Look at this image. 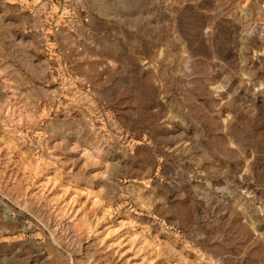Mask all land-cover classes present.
I'll use <instances>...</instances> for the list:
<instances>
[{
  "label": "rangeland",
  "instance_id": "obj_1",
  "mask_svg": "<svg viewBox=\"0 0 264 264\" xmlns=\"http://www.w3.org/2000/svg\"><path fill=\"white\" fill-rule=\"evenodd\" d=\"M0 264H264V0H0Z\"/></svg>",
  "mask_w": 264,
  "mask_h": 264
}]
</instances>
